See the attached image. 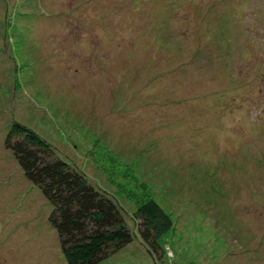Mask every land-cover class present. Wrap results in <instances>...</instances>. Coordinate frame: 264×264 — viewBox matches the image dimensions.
Masks as SVG:
<instances>
[{
  "label": "rangeland",
  "instance_id": "rangeland-1",
  "mask_svg": "<svg viewBox=\"0 0 264 264\" xmlns=\"http://www.w3.org/2000/svg\"><path fill=\"white\" fill-rule=\"evenodd\" d=\"M8 121L171 215L102 264H264V0H0V264H67Z\"/></svg>",
  "mask_w": 264,
  "mask_h": 264
},
{
  "label": "trees",
  "instance_id": "trees-1",
  "mask_svg": "<svg viewBox=\"0 0 264 264\" xmlns=\"http://www.w3.org/2000/svg\"><path fill=\"white\" fill-rule=\"evenodd\" d=\"M7 125L3 147L50 205L48 221L67 264H102L131 245L137 233L149 253L167 255L161 240L174 223L157 201L145 198L137 205L131 218L136 232L116 199L65 161L42 136L16 121Z\"/></svg>",
  "mask_w": 264,
  "mask_h": 264
}]
</instances>
